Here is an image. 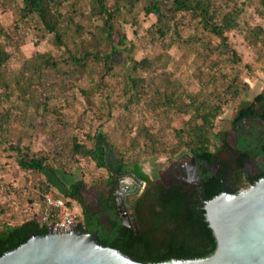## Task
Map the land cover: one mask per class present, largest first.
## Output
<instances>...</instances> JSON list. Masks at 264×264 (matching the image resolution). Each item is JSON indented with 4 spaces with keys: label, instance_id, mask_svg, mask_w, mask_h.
I'll use <instances>...</instances> for the list:
<instances>
[{
    "label": "rangeland",
    "instance_id": "374dc122",
    "mask_svg": "<svg viewBox=\"0 0 264 264\" xmlns=\"http://www.w3.org/2000/svg\"><path fill=\"white\" fill-rule=\"evenodd\" d=\"M149 1L142 0L137 7V25H122L136 44L135 57H148L157 65L138 72L146 78L141 86L143 97L127 109L122 66L107 72L99 62L90 61V67L80 71L64 61L69 55L66 47L57 43L55 35L48 33L38 18L21 17L20 0H0V47L3 45L10 54L0 76V113L6 108L11 112L10 121L1 130L7 142L0 146V171L7 170L17 180L14 194L0 190V199L10 195L5 207H0L1 220L13 221L15 216L26 220L37 215L38 207L32 211L29 199H38L34 193L40 192L39 184L45 180L43 174L24 172L17 165L15 152L6 148L11 142L20 141L32 151L43 153L51 165L78 173L86 182L83 195L90 203L95 200V191L107 189L104 184L108 169H117V156L128 163L138 161L150 180L161 179L159 171L163 172L172 160L182 156L176 130L184 127L188 130L191 114L166 106L165 94L175 88L200 92L208 100L218 94L225 104L215 121L216 132L229 130L230 120L242 103L264 89V47L253 34L258 26L264 28V9L257 0L245 4L238 27L226 33L229 47L240 58L238 63L221 48V38L205 30L191 12L176 13L169 22L170 29L163 35L159 31L158 15H146L142 9ZM163 1L168 10V0ZM219 1L224 4V0ZM55 7L63 15L59 29L69 49L77 53L83 49V43L92 51L102 47L103 43L89 33L97 23L88 18L89 0H57ZM80 24L84 29L78 31ZM49 53L59 61L58 68L41 64L44 58L40 55ZM19 77L25 80L18 85ZM229 84L237 86L238 95L226 92ZM81 87L89 91L88 99L81 93ZM100 125L115 151L106 145L103 133L97 132ZM96 132L105 145L99 149L106 167L90 157H75L71 153L74 138L95 147L87 134ZM150 132L154 141L146 136ZM183 137L186 138V133ZM15 206L18 213L13 210ZM73 208L81 212L78 204Z\"/></svg>",
    "mask_w": 264,
    "mask_h": 264
},
{
    "label": "trees",
    "instance_id": "16d2710c",
    "mask_svg": "<svg viewBox=\"0 0 264 264\" xmlns=\"http://www.w3.org/2000/svg\"><path fill=\"white\" fill-rule=\"evenodd\" d=\"M253 0H168V10H165L163 0H150L142 6L146 15L157 14L160 24L159 31L164 35L170 29L169 22L176 13L191 12L203 28L221 38V48L230 53L235 63L240 61L236 50L229 47L226 33L239 25V19L244 11L245 4ZM20 15L23 19L38 18L48 33L55 35L59 45H64L68 52V58L64 61L79 68L80 71L90 67V61L100 65L107 71H114L118 66L125 70L123 94L127 98L126 108L130 104L138 103L142 99L141 86L146 78L139 76L140 70H149L157 67L156 63L148 57L138 59L135 57V42L129 38L124 23L137 25L139 17L137 7L142 0H89L90 13L88 18L96 21L95 29L90 31L93 39L103 43L97 50L86 48L75 53L68 48L63 34L59 29V22L63 18L62 13H57L55 7L57 0H20ZM264 9V0H257ZM78 31L84 29L81 24ZM254 37L261 41L264 47V28L258 26L253 31ZM177 38L179 34L175 32ZM105 44V46H104ZM104 46V48H103ZM223 51V52H224ZM46 66L59 67V61L52 54H41ZM10 54L0 47V76ZM36 67H40L37 65ZM25 78L19 77L17 83ZM10 87V83L7 84ZM235 84H229L226 92L232 91L235 96L239 89ZM81 93L88 99L87 88H80ZM170 91V90H169ZM1 96V95H0ZM214 94L213 100H208L201 93H193L186 90L173 89L165 94L166 106L176 109L179 113H190V124L176 130L179 136V145L182 155H194L199 166H217V173L208 170L201 174L202 187L189 184L185 181L175 180L170 186L155 183L141 196L136 204L139 232L122 224L121 219L112 214L114 206L110 204L113 198H106L100 193L101 202L104 204L106 213L111 214L108 224L100 220V214L95 212L91 205L86 203L82 189L86 182L78 173L69 172L65 169L51 165L47 157L40 152L32 151L28 145L11 142L6 147L15 152L17 165L24 171L37 172L44 175L45 180L39 184L41 195L52 190L57 196L66 199L68 205L73 208L78 204L81 208L79 213L81 222L78 227L89 232H96L104 245L117 247L131 257L147 262L157 263L172 259H197L211 256L217 248V239L206 217L205 201L218 195L224 188L235 194L242 187L255 184L264 177V163L260 164L261 172L253 175L245 168V159L251 156L261 155L264 157V137L260 140L256 150H239L232 146L226 138L227 130L214 131L215 121L224 111L225 101ZM26 101V99H24ZM27 102V101H26ZM2 105L0 98V107ZM45 109L48 108L44 102ZM0 113V146H5L7 140L2 138V126L10 121V109H3ZM6 114V115H5ZM247 117H261L264 120V89L253 96L250 101L242 103L234 117L236 120ZM97 132L103 133L107 140V146L115 151L113 144L102 130L100 125ZM95 134H87V139L95 142V147H89L85 142L77 138L72 141L71 153L73 156L81 155L97 161L101 167H106L99 146H104ZM186 133V138L183 134ZM151 141L153 135L146 133ZM117 169H108L105 187L115 185L117 178L123 173H133L152 184L150 176L144 172L138 161L128 163L123 157L117 156ZM61 173H66L62 175ZM70 175V176H67ZM202 194L203 199L200 197ZM160 208H157V206ZM146 211V213H144ZM51 217L39 218L31 216L21 223H13L9 220L0 219V256L5 252L16 249L35 235L49 231L48 222ZM110 227V229H109Z\"/></svg>",
    "mask_w": 264,
    "mask_h": 264
},
{
    "label": "water",
    "instance_id": "95a60500",
    "mask_svg": "<svg viewBox=\"0 0 264 264\" xmlns=\"http://www.w3.org/2000/svg\"><path fill=\"white\" fill-rule=\"evenodd\" d=\"M190 164L193 175L187 180H197L194 155ZM205 210L217 239L209 257L147 263L104 245L97 232L73 227L32 236L0 256V264H264V177L235 194L224 188L205 201ZM123 224L139 232L135 216L131 221L123 218Z\"/></svg>",
    "mask_w": 264,
    "mask_h": 264
},
{
    "label": "flooded vegetation",
    "instance_id": "af4514ba",
    "mask_svg": "<svg viewBox=\"0 0 264 264\" xmlns=\"http://www.w3.org/2000/svg\"><path fill=\"white\" fill-rule=\"evenodd\" d=\"M263 137L264 120L261 117H243L236 120L231 124V127L229 130H227L226 135V138L229 140L232 146L244 151L256 150L259 146L260 140ZM186 156L182 155L178 158V160H172L169 168L165 169L163 172L159 171L158 177H161V179H152V184H148L145 179L136 176L133 173H123L118 176L117 183L115 185H110L106 190L103 191L101 189L95 191V200L93 202L89 203L87 197L83 195L85 197V201L91 205L95 212L100 214V220L105 225L108 224V219L111 217V214L106 213L104 204L100 199V193H104L106 198H113L110 201V204L114 206L112 214L117 215L121 219L122 224L123 218H125L126 221H131L134 216L136 219H138L139 213L136 211V204L147 189L156 185L155 183L170 186L175 182V180H180L189 184L197 185L198 187H202L201 174H204L208 170H212L214 173H217V166H199L197 163L199 178L197 180H187L188 177L193 175V172L190 168V160L192 155H188L189 158L187 159ZM259 163H264L263 156H251L250 159H245V168L251 171L253 175H258L262 171ZM200 197L203 199L202 194H200ZM157 208H160V206L158 205ZM144 213H146V211Z\"/></svg>",
    "mask_w": 264,
    "mask_h": 264
},
{
    "label": "built area",
    "instance_id": "2783aa9c",
    "mask_svg": "<svg viewBox=\"0 0 264 264\" xmlns=\"http://www.w3.org/2000/svg\"><path fill=\"white\" fill-rule=\"evenodd\" d=\"M45 203L55 208L48 222V229L52 230H69L73 227H78L81 222L80 215L77 210L71 208L66 199L56 196L53 191H47L44 194Z\"/></svg>",
    "mask_w": 264,
    "mask_h": 264
},
{
    "label": "crops",
    "instance_id": "0c3cea01",
    "mask_svg": "<svg viewBox=\"0 0 264 264\" xmlns=\"http://www.w3.org/2000/svg\"><path fill=\"white\" fill-rule=\"evenodd\" d=\"M6 171L7 170L0 171V190L1 191L6 190L9 194H14L15 193V190H16V181L17 180H14L12 173H10L8 171L6 172ZM9 182L12 183V184H9ZM35 190H34V192H35ZM55 192L56 191L54 190V193ZM35 195L38 197V199H34L33 197L31 199H29L30 202H31V205L33 206L32 211H35V209L38 207L37 208V211H39V212H38L37 215H34V216H38L39 214H43L44 217H46V216L47 217H51L52 213L55 212V208H53L52 206H49V205H47L45 203L44 195L42 197L41 191L40 192H37V190H36V192L34 193V196ZM7 196H10V195H7ZM7 196L0 199V207H2V208L5 207L4 205L6 203L5 201H7V199H6ZM31 205H29V206H31ZM42 207H43V209H41ZM17 209H18V206H15V208H13V210L15 211V213L16 212L18 213V210ZM3 212H5V210H3ZM13 218H15L13 221H11L13 223H21V222H23L25 220V219H19L20 216H19V218L16 217V216L13 217Z\"/></svg>",
    "mask_w": 264,
    "mask_h": 264
}]
</instances>
